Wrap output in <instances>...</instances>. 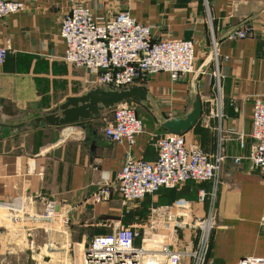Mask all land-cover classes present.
Here are the masks:
<instances>
[{
  "label": "crops",
  "instance_id": "crops-1",
  "mask_svg": "<svg viewBox=\"0 0 264 264\" xmlns=\"http://www.w3.org/2000/svg\"><path fill=\"white\" fill-rule=\"evenodd\" d=\"M24 1V10L0 20V44L9 47L0 65V99L26 111L25 120L94 86L84 68L63 59L66 44L60 34L61 21L74 3L88 6L100 19L129 11L152 26L155 39H194L197 66L212 52L216 39L224 116H210L216 107L208 75L211 62L198 79L203 113L185 133L188 143L225 156L208 264H239L246 256L264 257V170H252L247 158L253 142V100L264 94V0ZM247 25L252 27L249 36L231 35ZM192 76L175 82L164 72L151 76L146 87L154 109L141 104L146 109L145 129L133 146L135 157L157 159L155 142L167 131L161 122L184 116L192 105ZM107 117L102 113L29 131L1 129L0 264H82L94 236L110 233L115 226H142L179 198L192 201L194 217L206 216L207 205L198 202L199 185L194 181L125 203L118 173L126 149L123 143L105 138ZM204 182L207 190L212 189V182ZM106 185L110 197L97 199ZM48 202L54 203L58 213L53 219L42 216ZM15 214L21 216L17 222Z\"/></svg>",
  "mask_w": 264,
  "mask_h": 264
},
{
  "label": "built area",
  "instance_id": "built-area-1",
  "mask_svg": "<svg viewBox=\"0 0 264 264\" xmlns=\"http://www.w3.org/2000/svg\"><path fill=\"white\" fill-rule=\"evenodd\" d=\"M25 7L24 0H0V20ZM251 33L252 27L247 25L231 35L243 38ZM60 34L66 44L63 59L84 68L93 77L94 85L107 88L146 86L151 76L159 72L167 73L175 82L194 74L198 68L194 39H155L151 25L125 10L112 18L100 19L88 6L74 3L61 21ZM8 52V45L0 44V65L5 63ZM212 52V69L208 75L216 107L210 110V116L222 118L223 75L216 39ZM134 103L125 101L115 106L104 127L108 141L125 145L126 155L118 173V189L123 201L135 203L162 188H176L188 181H210L212 189L198 191V202L208 203L209 210L202 219L194 217L192 201L179 198L160 213L153 214L142 226H115L110 233L94 236L89 249L85 250L82 264H208L215 226L217 184L225 156L221 151L210 154L198 143H188L185 133L166 131L155 142L156 160L135 157L133 146L145 129V121L136 113ZM250 137L253 141L247 157L250 168L264 170V94L255 95L253 100ZM110 194L106 185L96 198L108 199ZM57 215L54 203L48 202L42 216L53 219ZM20 218L15 214V222ZM261 220L264 223V216ZM66 222L63 218V223ZM187 232L188 243L185 242ZM239 264H264V257L246 256Z\"/></svg>",
  "mask_w": 264,
  "mask_h": 264
},
{
  "label": "water",
  "instance_id": "water-1",
  "mask_svg": "<svg viewBox=\"0 0 264 264\" xmlns=\"http://www.w3.org/2000/svg\"><path fill=\"white\" fill-rule=\"evenodd\" d=\"M213 52L198 66L192 76L191 87L193 102L184 116H174L164 119L161 126L167 131L186 133L199 121L203 113L201 94L198 89V79L207 70L213 60ZM125 101L144 104L153 110L154 104L149 95V89L144 85H132L126 88H107L104 85H94L79 96H69L66 100L51 109L44 110L39 116L25 120L28 114L12 104H5L0 99V133L3 127L29 131L42 125L58 126L76 123L99 117L106 109L113 108ZM89 246V245H88ZM89 247L86 248L88 250Z\"/></svg>",
  "mask_w": 264,
  "mask_h": 264
},
{
  "label": "rangeland",
  "instance_id": "rangeland-1",
  "mask_svg": "<svg viewBox=\"0 0 264 264\" xmlns=\"http://www.w3.org/2000/svg\"><path fill=\"white\" fill-rule=\"evenodd\" d=\"M89 82H91V80H89ZM93 84V83H92ZM94 85V84H93ZM133 106H134V108H135V110H136V113L140 116V117H144L145 116V113H146V109H145V106H143V105H141V104H138V103H134L133 104ZM114 108V107H113ZM113 108H110V109H106L105 111H103V113H106V115H111L112 114V112H113ZM193 183H196V184H198L199 185V189H201V188H205L204 187V181H194ZM191 201V200H190ZM206 205H207V209H206V211H208L209 210V204L208 203H206ZM207 214V213H206ZM146 218H148V217H146ZM145 219V218H144ZM188 233V232H187ZM181 239H182V237H180Z\"/></svg>",
  "mask_w": 264,
  "mask_h": 264
},
{
  "label": "trees",
  "instance_id": "trees-1",
  "mask_svg": "<svg viewBox=\"0 0 264 264\" xmlns=\"http://www.w3.org/2000/svg\"><path fill=\"white\" fill-rule=\"evenodd\" d=\"M170 189H174V188H170Z\"/></svg>",
  "mask_w": 264,
  "mask_h": 264
}]
</instances>
